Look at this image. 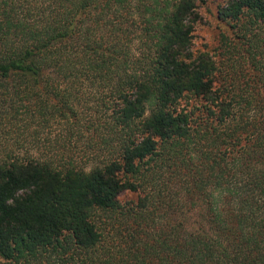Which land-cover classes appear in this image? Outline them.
<instances>
[{"label": "trees", "instance_id": "obj_1", "mask_svg": "<svg viewBox=\"0 0 264 264\" xmlns=\"http://www.w3.org/2000/svg\"><path fill=\"white\" fill-rule=\"evenodd\" d=\"M204 1L0 0V264H264V0L222 62Z\"/></svg>", "mask_w": 264, "mask_h": 264}, {"label": "rangeland", "instance_id": "obj_2", "mask_svg": "<svg viewBox=\"0 0 264 264\" xmlns=\"http://www.w3.org/2000/svg\"><path fill=\"white\" fill-rule=\"evenodd\" d=\"M231 0H205L197 8V21L193 24V49L207 53L214 61L222 62L220 40L233 37L232 26L219 16V11ZM246 20V19H245ZM244 21V20H243Z\"/></svg>", "mask_w": 264, "mask_h": 264}]
</instances>
